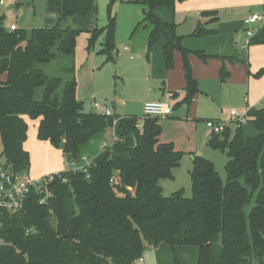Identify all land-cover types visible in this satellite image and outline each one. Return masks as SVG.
<instances>
[{
    "label": "trees",
    "instance_id": "trees-1",
    "mask_svg": "<svg viewBox=\"0 0 264 264\" xmlns=\"http://www.w3.org/2000/svg\"><path fill=\"white\" fill-rule=\"evenodd\" d=\"M114 1V0H112ZM142 4L143 23L153 25L148 52L171 32L164 46L166 68L174 65V51L183 54L187 98L198 91L189 60L175 24L163 21L158 6L174 7L184 0H126ZM61 21L86 16L96 0H51ZM213 14L205 11V14ZM216 18H213L215 20ZM59 21L31 30L8 28L0 20V158L17 174L28 170L30 151L27 116L37 120V136L78 161L80 148L96 134L113 128L115 139L105 145L85 169L54 173L51 195L33 191L24 208L5 214L0 226V264H133L147 247L166 243L199 247L198 264H264V108H250L246 136L243 124L212 133L207 144L225 152L227 179L214 163L194 155L192 195L183 189L165 195L161 180L174 177L183 151L160 141L161 117H120L85 111L77 95L75 64L67 79L51 76L43 65L61 56L75 57L78 31ZM251 44L264 43V24L258 25ZM105 32L101 52L114 59L117 19L95 28L93 41ZM200 24L194 35L216 33ZM92 40L90 42V45ZM202 59L208 54L196 52ZM227 72L223 69L222 76ZM261 70L256 76H261ZM243 179V181H242ZM256 193L247 214L245 206ZM220 235L218 260L213 239Z\"/></svg>",
    "mask_w": 264,
    "mask_h": 264
},
{
    "label": "crops",
    "instance_id": "crops-1",
    "mask_svg": "<svg viewBox=\"0 0 264 264\" xmlns=\"http://www.w3.org/2000/svg\"><path fill=\"white\" fill-rule=\"evenodd\" d=\"M55 11L54 16L57 15V10ZM205 11L213 14H205ZM155 12L163 21L175 24V32L182 37V45L190 50L189 60L192 65L193 77L197 80L198 91L193 94L191 99L187 98L184 60L179 49L174 51V65L169 69L166 68L164 46L171 38V32L163 34L144 59V51L148 49V40L153 25L141 21L139 24L151 25V28L142 32L143 39L146 36L145 39L134 42L132 36L131 46H124L123 52L116 48V58H119L121 53L122 56L126 55V57L120 58L118 66L121 61H129V67L136 72L130 80L123 73L119 75L122 80L120 83L122 94L124 93L129 100L119 102V104L114 103L112 106L106 105L104 108L101 104L93 101V107L100 109L101 112L110 108L112 114L120 117H141L146 101L163 100L172 105V113L165 117V120L189 121L192 124L201 121L205 125L207 120L230 118L228 126L229 122L235 120L231 114L224 111L229 108L226 104L231 106L230 112L236 109L237 115H246L248 120L250 108H264V73L259 77L256 76L261 70H264V43L247 46L248 25L245 24V19L250 14L264 12V0H184L177 2L171 8L158 6ZM213 18L216 19L213 20ZM200 24L209 29H217V32L202 36L194 35ZM133 50L139 53V59H135L131 54ZM197 51H203L209 57L206 60L202 59L196 53ZM128 54H130L129 59L127 58ZM223 69L227 72L225 77L222 76ZM5 77V74L0 75V79H5ZM185 106H187L186 109H184ZM160 122L163 128L160 141L172 142L175 146L174 141L168 139L164 134L162 119ZM113 130V128H108L100 134V136L103 135L104 140L102 150L110 142V139L105 135L107 132H112L111 143L115 139ZM245 134L253 136L256 132L251 130L249 134ZM211 135L212 131H207L206 143ZM47 142L45 141V143ZM25 148L31 150L26 142ZM57 149L63 154L61 149ZM198 151L200 150L192 149L189 152L194 156ZM84 157H87L86 161H89L88 155L83 156L81 160ZM191 159L193 160V158ZM72 164L73 167L66 168V170L85 165V163L78 165V161L72 162ZM48 168L50 166H47L45 170ZM50 171L52 170L43 171L40 169L33 170V173L42 176ZM52 173L50 172V174ZM162 186L164 185L162 184ZM146 249L147 252L144 251L142 257L135 261L137 264H164V262L165 264H198L199 247L197 246L180 245L172 248L168 244L162 243L157 247H147ZM219 249L216 251L220 252L219 255L214 252L218 260L222 255L221 249ZM173 253L175 260L172 259ZM180 253L182 256L179 255ZM149 257L152 262L149 261Z\"/></svg>",
    "mask_w": 264,
    "mask_h": 264
},
{
    "label": "rangeland",
    "instance_id": "rangeland-1",
    "mask_svg": "<svg viewBox=\"0 0 264 264\" xmlns=\"http://www.w3.org/2000/svg\"><path fill=\"white\" fill-rule=\"evenodd\" d=\"M2 1L3 2L0 3V20H3V24L8 28H10L12 24H15L19 29L31 30L40 27H51L61 21L58 15L54 16L56 7L52 5L51 0ZM143 8L146 7L142 4L127 2L126 0H96L94 8L86 16L68 17L61 21L63 26H70L79 32L76 39L75 57L63 55L59 59L45 63L43 68L51 76L62 77L63 80H66L68 77L66 73V71H68L67 69L75 64V76L78 82L77 95L84 102L85 111L101 112L100 109L95 106L93 107V101L101 104L104 108L106 105L112 106L114 103L119 104V102L129 100L124 93L122 94V88L120 86L122 80L119 75L123 73L129 77L130 80L136 72L129 67V61H121L118 66L120 58H124L126 55L122 56L121 53L120 57L116 58L117 53L115 50L114 60H108L107 55L101 52L105 39L104 31L100 32L94 41L92 39V34L95 28L106 26L111 16L116 17V48L123 52L124 46H131L130 40L132 36L134 42L139 39L144 40L146 36L143 39L142 32L151 28L150 24H139L144 18ZM247 28L249 27L247 26ZM91 40L92 43L90 45ZM147 53L148 49H145L143 55L144 59H146ZM131 54L134 55L135 59H139L140 57L139 53L134 50ZM129 57L130 54H128L127 58L129 59ZM0 75L2 74L0 73ZM226 106L229 108H226L224 111L231 114V106H229V104H226ZM186 107L187 106H185L184 109H186ZM161 119L165 136L174 141L177 150H182L184 152L179 166L174 169V177L161 180V183L164 185L162 187L165 195H170L174 191L181 189H183L186 196L190 197L192 195L191 169L193 167V160L191 158L194 156L189 152L192 149H199L200 151L197 152V155L204 156L211 160L224 181L227 179L225 167L228 156L225 152L207 145L205 135L207 131H211L210 128L206 126L207 123L203 125L201 121L192 124L189 121L165 120V117H161ZM27 121L28 137L26 145L31 147V150H29L31 154V164L25 173L29 174L31 178L38 180L43 176H49L50 172L58 173L66 170V168L73 167L72 162H69L67 157L62 154L60 150L53 147L50 143H45V141L38 138L36 132L37 120L27 116ZM224 121L228 124L230 118ZM229 126L233 133L238 125L236 121H232L229 122ZM243 129L244 132L248 134L251 130L254 131L248 122L243 123ZM101 133L102 132L96 133L91 140L81 147L78 156V165L91 162L95 155L101 153V148L104 143L103 135L100 136ZM105 135L110 139V144L112 132H107ZM87 155L89 156V161L81 160L83 156ZM47 166H50V168L45 170ZM57 167L64 168L59 169ZM40 169H43V171H52L42 176L33 173V170L36 171ZM255 202L256 193H254L250 202L245 206L247 214L251 211ZM218 249L222 252L220 235L215 236L213 239L214 252L217 253L216 251ZM146 250L147 249H145V252H147ZM219 253H217V255H219ZM149 254H151V251H149ZM179 255L182 256L181 253ZM174 258L175 254L173 253L172 259L175 260ZM178 258L179 256L177 255V259ZM149 261L152 262L151 257H149ZM133 264L137 263L134 262Z\"/></svg>",
    "mask_w": 264,
    "mask_h": 264
},
{
    "label": "built area",
    "instance_id": "built-area-1",
    "mask_svg": "<svg viewBox=\"0 0 264 264\" xmlns=\"http://www.w3.org/2000/svg\"><path fill=\"white\" fill-rule=\"evenodd\" d=\"M2 2L3 1L1 0L0 3ZM245 24H247L249 27L247 29L248 40L246 42V44L249 45V39L255 32V28H253L251 25L264 24V12L250 14L245 19ZM11 28L15 29L16 25L12 24ZM103 113L106 115H111L112 111L110 108H107L103 110ZM171 113L172 107L167 101H146L144 103L143 115L140 118V121L137 123V127H143V123L146 117H167ZM231 115L237 123L243 124L248 121L246 115H237L236 110H232ZM206 123L212 133L223 132L228 125L226 121L217 119L207 120ZM83 160H87V157H84ZM90 163L91 162H88L84 166L74 168L87 170V166ZM53 174L54 173L35 180L25 172L17 174L16 172H14V170H12L10 165H7L0 158V226H2L3 224V216L5 214H15L20 212L24 208L26 201L33 191L43 193L44 196L42 197L41 202H44L47 196L51 195V192L49 190V182L53 180Z\"/></svg>",
    "mask_w": 264,
    "mask_h": 264
},
{
    "label": "water",
    "instance_id": "water-1",
    "mask_svg": "<svg viewBox=\"0 0 264 264\" xmlns=\"http://www.w3.org/2000/svg\"><path fill=\"white\" fill-rule=\"evenodd\" d=\"M251 26H252V27H256L257 24H252ZM193 158H194V157H193ZM67 160L70 162V161L72 160V155H68V156H67Z\"/></svg>",
    "mask_w": 264,
    "mask_h": 264
}]
</instances>
